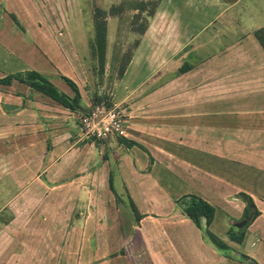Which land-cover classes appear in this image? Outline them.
<instances>
[{
    "label": "crops",
    "instance_id": "0c3cea01",
    "mask_svg": "<svg viewBox=\"0 0 264 264\" xmlns=\"http://www.w3.org/2000/svg\"><path fill=\"white\" fill-rule=\"evenodd\" d=\"M244 1L161 0L108 88L68 14L0 0V79L37 71L81 95L69 108L19 79L0 83V264H236L177 206L190 194L215 206L212 231L264 264V24L244 17L258 0ZM105 94L128 120L108 142L81 123ZM237 178L259 211L242 242L228 234L246 220L225 192Z\"/></svg>",
    "mask_w": 264,
    "mask_h": 264
},
{
    "label": "trees",
    "instance_id": "16d2710c",
    "mask_svg": "<svg viewBox=\"0 0 264 264\" xmlns=\"http://www.w3.org/2000/svg\"><path fill=\"white\" fill-rule=\"evenodd\" d=\"M161 0H124L119 5H112L109 10L104 8L96 7L94 11V21L96 27V39L95 42L91 44V54L94 58L98 60V68H100L101 72H104L105 64H106V51H107V18L108 16H120L123 12L130 8L134 10V15L132 16L133 23L138 22L143 19V24H141L138 33L144 34L149 26V20L154 16L157 11ZM255 35L258 41L264 48V26L257 29ZM139 39L136 42V45L139 43ZM132 57V53L124 56V61L119 70V77H122L130 60ZM19 79L23 82L28 83L32 88L38 89L41 92L51 96L53 99L60 102L62 105L66 107L74 108V102L78 103L80 99V91L77 84L69 78H65V80L73 87L76 91V96L74 98L69 97L67 94L62 92L47 76L37 72L30 71L25 75L22 73L12 74L7 76L4 79H0V83L10 84L13 79ZM100 99L102 97L97 96L94 100L96 104L101 102ZM110 105V103H107ZM249 199V204L246 206V211L244 214L245 219L247 220V224L243 226V228L237 229L235 227H231L229 231V237L237 242H242L245 236L246 228L252 223V221L259 214V211L255 207V203L253 202L250 196L247 197ZM177 206L182 210V212L190 218L198 227L202 228L205 238L225 257L233 258L231 255L233 250L231 246L223 239L218 237L211 229L210 226L213 223L216 216V208L213 204L205 200L204 198L195 195H185L179 198L177 201ZM241 258L248 262V264H258V262L245 255L241 254ZM236 258V257H234Z\"/></svg>",
    "mask_w": 264,
    "mask_h": 264
},
{
    "label": "rangeland",
    "instance_id": "374dc122",
    "mask_svg": "<svg viewBox=\"0 0 264 264\" xmlns=\"http://www.w3.org/2000/svg\"><path fill=\"white\" fill-rule=\"evenodd\" d=\"M123 1L124 0H44L45 5L43 6H46L47 10H51L54 12L55 20L57 19L63 20L62 12L65 13V16L68 14L69 15L68 18L70 19L69 24L73 32L76 34L79 33L81 35H83L82 33H85L87 37H90L91 39L90 43L92 44L93 42H95L96 39V27L94 21L95 8L100 7L109 10L112 5H119ZM250 2L251 0H245L243 5L244 6L249 5ZM257 3L259 5H256V7L251 8L252 11H249L251 12V15L245 13L244 17L245 19H247V16L253 17V19L256 20V22L262 21L264 24V0H258ZM66 5L68 6V8ZM248 10H250V8ZM46 11L44 9L43 10L39 9L37 13H35V11L32 10L31 15H29L28 16L29 18L27 19L37 18L39 13L43 14V16H46ZM133 15H134V10L128 8L120 16H115V17L108 16L107 18L108 40H107L106 64H105L104 72H101L100 68H98V64H99L98 60L94 58L92 54L90 56L92 67H94V73L96 75L97 80L98 78L101 79L102 83H100V85L102 86L109 88L112 86L113 82H115V80L119 78V70L124 61V56L125 55L127 56L132 53V51L135 49L136 42L138 41L139 37H141V34L138 33V30L141 27L140 25L143 24V19L133 23V19H132ZM79 44H81V41H79ZM101 101L110 103L109 96L105 94L104 96H102V99H100L99 102ZM244 181L246 183L251 182V181H247L246 178L244 179L237 178L233 180L235 184L231 183L232 186L230 187L225 186V192H227L228 190L231 191L233 197L238 198V200L242 201L240 203L242 208H243L242 205L245 204V206H247L249 204L248 202L249 199L247 197L250 196L248 193L244 192L243 189H239L240 187L239 185H237L238 182H244ZM250 197L254 202L253 197L252 196ZM215 198L219 201V205L225 208V211L232 209L234 202H229L226 200L224 206L223 202H221V198H219L218 195H215ZM244 208L242 212L240 209V214H245L246 207ZM219 225L221 226L220 222ZM222 226H221V230H223V228L225 229V222L222 224ZM213 232L218 237H220L225 241L221 233H218L219 231L214 230ZM231 249L233 250V252H231V255L236 257V258L234 257L232 258L234 261L235 260L237 261L236 264H248L247 261L241 258L242 256L239 253V250L238 251L235 250L232 246ZM223 256L225 257V255ZM71 264H75V259H71Z\"/></svg>",
    "mask_w": 264,
    "mask_h": 264
},
{
    "label": "built area",
    "instance_id": "2783aa9c",
    "mask_svg": "<svg viewBox=\"0 0 264 264\" xmlns=\"http://www.w3.org/2000/svg\"><path fill=\"white\" fill-rule=\"evenodd\" d=\"M127 122L125 109L118 104H96L81 117L84 134L104 142L114 136H127Z\"/></svg>",
    "mask_w": 264,
    "mask_h": 264
},
{
    "label": "water",
    "instance_id": "95a60500",
    "mask_svg": "<svg viewBox=\"0 0 264 264\" xmlns=\"http://www.w3.org/2000/svg\"><path fill=\"white\" fill-rule=\"evenodd\" d=\"M247 224V220H244L242 222H240L239 224H237L238 227H243Z\"/></svg>",
    "mask_w": 264,
    "mask_h": 264
}]
</instances>
